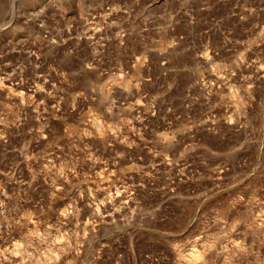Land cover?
<instances>
[{
  "label": "rangeland",
  "instance_id": "1",
  "mask_svg": "<svg viewBox=\"0 0 264 264\" xmlns=\"http://www.w3.org/2000/svg\"><path fill=\"white\" fill-rule=\"evenodd\" d=\"M193 254L264 264V0H0V264Z\"/></svg>",
  "mask_w": 264,
  "mask_h": 264
},
{
  "label": "bare ground",
  "instance_id": "2",
  "mask_svg": "<svg viewBox=\"0 0 264 264\" xmlns=\"http://www.w3.org/2000/svg\"><path fill=\"white\" fill-rule=\"evenodd\" d=\"M199 255H200V254H193V256L191 257V259H190L189 261H192V260H193L194 262H191V263H192V264H195V263H196L195 261L198 260L199 257H202V255H201V256H199ZM200 259H201V258H199V260H200ZM199 260H198V261H199ZM198 261H197V262H198ZM189 264H190V263H189Z\"/></svg>",
  "mask_w": 264,
  "mask_h": 264
}]
</instances>
